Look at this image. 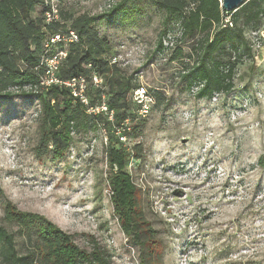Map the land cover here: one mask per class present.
Returning a JSON list of instances; mask_svg holds the SVG:
<instances>
[{
	"label": "rangeland",
	"instance_id": "obj_1",
	"mask_svg": "<svg viewBox=\"0 0 264 264\" xmlns=\"http://www.w3.org/2000/svg\"><path fill=\"white\" fill-rule=\"evenodd\" d=\"M242 5L237 26L244 25ZM60 9L62 19L95 15L98 34L110 43L111 67L95 97L109 96L108 77L130 86L124 102L133 156L124 169L155 230L151 239L145 233L151 264H264V17L243 26L245 32L261 28L246 33L252 47L233 32L227 38L218 28L210 31V40L223 39L212 56L242 55L233 89L199 98V84L188 82L201 55L192 48L200 35L180 38V18L167 21L153 0H60ZM164 31L162 44L169 48L158 47ZM233 42L239 51L231 49ZM141 87L149 93L143 114L135 93ZM14 99L0 97V224L13 233L16 250L32 248L34 228L4 220L6 201L45 216L80 248L100 246L110 264H141L140 246L122 231L110 201L115 168L106 145L116 139L113 127L89 116L92 126L77 125L69 147L55 158L51 145L40 142L38 98Z\"/></svg>",
	"mask_w": 264,
	"mask_h": 264
},
{
	"label": "trees",
	"instance_id": "obj_2",
	"mask_svg": "<svg viewBox=\"0 0 264 264\" xmlns=\"http://www.w3.org/2000/svg\"><path fill=\"white\" fill-rule=\"evenodd\" d=\"M153 1L165 9L167 21L180 18V38L200 35L196 46L192 48L199 49L201 55L198 64L192 69V77L188 82L191 84L195 81L199 84L196 96L201 98L210 96L215 91H231L234 86V69L242 54L238 52L233 59L228 60L212 56L211 52L223 39L210 40V31L218 28L224 31L223 34L227 38H230L229 32H233L234 37L241 38L242 44L252 47L246 33L256 32L261 28L252 25L245 32L243 26L252 21L256 23L264 17V0H243L238 4L240 6L245 3L241 6L244 11L242 26H237L235 21L238 6L225 10L218 0ZM41 3L42 0H0V97L9 101L27 95L38 98L41 116L40 142H46V146L50 144L51 153L56 158L69 147L72 130L77 125L88 128L92 126L88 124L89 116L103 128L113 127L116 133L122 126V121L130 118L125 114L124 102L125 93L130 86L123 78L108 77L106 83L109 85L107 90L109 96L103 98L104 93L101 92V96L95 97L94 91L97 89L102 91L105 82L102 79L101 86L94 85L92 75L101 76L111 67L106 56L111 46L105 37L98 34L94 25L96 16L81 13L62 19L60 11V19L52 26H46L42 16L43 10L39 7ZM226 16L229 17L230 23L224 22ZM67 26L76 30L78 41L67 46L57 44V47L67 50V55L59 65L56 76L63 81L84 76L87 82L85 96L88 104L73 96L70 87L64 83H52L48 86L40 84L45 69L44 65L40 64L43 43L48 35ZM166 35L164 31L163 37L159 39V48H169L168 45L162 44ZM171 44L174 45L175 42ZM230 45L232 50L239 51L234 42ZM177 50L181 51V47L178 46ZM145 91L149 96L148 90ZM102 101L113 110V119H109L103 112L88 111L90 106H97ZM138 105L140 109L141 104ZM119 109H123L122 112ZM95 123L93 125H96ZM115 138L114 141L110 139L106 145V157L110 166L115 168L109 178L110 201L122 231L131 234L140 246L141 264H151L152 259L145 242L148 237L145 233L148 231L149 238H152L151 234L155 230L139 210V189L132 176L124 169L129 157L133 156L132 152L126 141L122 142L118 136ZM259 162L264 166L263 158ZM3 209L4 220L17 224L19 228L29 230L33 227L35 238L30 250L19 253L16 250L13 233L0 224V264H110V259L103 248L96 245L90 251L80 248L71 234L45 216L18 210L10 201L4 203Z\"/></svg>",
	"mask_w": 264,
	"mask_h": 264
},
{
	"label": "built area",
	"instance_id": "obj_3",
	"mask_svg": "<svg viewBox=\"0 0 264 264\" xmlns=\"http://www.w3.org/2000/svg\"><path fill=\"white\" fill-rule=\"evenodd\" d=\"M222 6V0H218ZM40 9L42 11V16L44 23L46 26H52L54 22L60 19V0H42L40 4ZM225 23L229 22V17L226 16L224 19ZM78 41V34L76 30L70 26L65 28H61L58 31L50 34L46 37L43 43V53L40 58V64H43L45 69L44 73L41 76L40 84L44 86H48L52 83H64L65 85L69 86L73 96L80 99L81 102L84 104H88V99L85 96V88H86V79L84 76L80 75L77 77H73L69 80H60L56 76V71L64 60L67 55V50L64 48L57 47L58 43H61L63 46H67L69 43L77 42ZM92 81L94 85L101 86L102 84V77L93 74ZM137 101L140 103V113H146L148 111V96L146 91L143 87L137 88L135 90ZM89 112H103L107 115L109 119H113V110L108 108V105L105 101H102L97 106H90L88 108ZM129 118H125L122 121V126H120L116 130V134L119 137V140L122 142L126 141V135L124 134L125 127L128 126ZM128 128V127H126Z\"/></svg>",
	"mask_w": 264,
	"mask_h": 264
},
{
	"label": "water",
	"instance_id": "obj_4",
	"mask_svg": "<svg viewBox=\"0 0 264 264\" xmlns=\"http://www.w3.org/2000/svg\"><path fill=\"white\" fill-rule=\"evenodd\" d=\"M243 0H222V7L225 10L234 9L238 4L242 3Z\"/></svg>",
	"mask_w": 264,
	"mask_h": 264
}]
</instances>
